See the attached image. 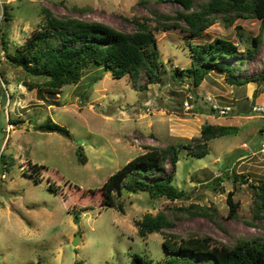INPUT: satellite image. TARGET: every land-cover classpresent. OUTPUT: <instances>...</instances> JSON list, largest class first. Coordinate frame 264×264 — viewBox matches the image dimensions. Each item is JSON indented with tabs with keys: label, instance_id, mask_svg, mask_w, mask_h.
Instances as JSON below:
<instances>
[{
	"label": "rangeland",
	"instance_id": "obj_1",
	"mask_svg": "<svg viewBox=\"0 0 264 264\" xmlns=\"http://www.w3.org/2000/svg\"><path fill=\"white\" fill-rule=\"evenodd\" d=\"M3 3L12 16L11 50L41 25L43 7L57 16L102 20L126 30L134 28V18L154 23L153 10L173 13L180 8L174 0H0V17ZM258 33L261 40L248 54L245 48ZM217 35L232 39L241 51L230 58L237 66L232 76L256 80L228 83L225 72L217 68L197 84L192 76L172 75L176 64L191 65L189 41ZM156 38L160 80L143 85L147 75L141 74L133 86L127 74L114 77L107 68L89 67L77 83L63 85L60 92L43 88L42 97L36 83L44 77L9 63L0 50V77L5 79L0 152L13 160L9 170L0 160V264H128L134 251L150 256L154 264L166 250L162 232L138 233L135 219L145 212L163 211L172 220L163 229L177 237L207 233L229 243L236 235H264V216H252L250 186L264 177L260 19L237 17L226 22L218 14L199 35L177 27L158 31ZM26 82L35 86L29 88ZM47 116L65 125L71 136L36 129ZM207 122L233 124L237 130L209 139L208 152L201 157L179 148L172 183L185 190L183 197H151L145 190L123 187L124 212L102 203L101 184L124 162L151 146L189 142ZM33 163L39 167H31ZM170 169L167 160L162 173L147 178L157 179ZM230 190L238 201L235 217L227 215ZM191 204L210 205L211 215L190 212L197 209L185 208ZM76 234L79 239L72 244ZM194 262L210 264V257L197 256Z\"/></svg>",
	"mask_w": 264,
	"mask_h": 264
},
{
	"label": "trees",
	"instance_id": "obj_2",
	"mask_svg": "<svg viewBox=\"0 0 264 264\" xmlns=\"http://www.w3.org/2000/svg\"><path fill=\"white\" fill-rule=\"evenodd\" d=\"M174 1L180 8L175 9L173 13L153 10L154 23L147 19L134 18V28L131 30L120 29L97 19L57 16L50 9L43 7L44 20L41 25L12 50L9 49V25L12 16L7 4L3 3L0 17V50H3L9 63L20 66L29 74L44 77L42 83H36V92L42 97L43 88L51 93L60 92L63 85L77 83L89 67L107 68L114 77L127 74L133 86L141 74L147 75L143 85L160 80L162 60L156 38L158 31L181 27L193 36L199 35L215 21L218 14H221L226 22H233L237 17H256L260 19L261 30L264 29V0ZM260 40V33L252 36L245 51L252 54ZM188 50L191 65L185 67L176 64L172 73L175 78L182 75L192 76L193 82L197 84L211 69L217 68L225 72V80L228 83L243 84L256 80L253 76H232L237 66L231 63L230 58L241 53L238 43L232 39L217 35L210 40L189 41ZM238 59L243 60L242 57ZM206 62L207 64H204ZM4 81L5 79L0 77L2 96ZM26 84L29 88L35 86L31 82ZM35 128L71 136L65 125L50 116L35 124ZM235 130L237 127L233 124L207 122L201 125L200 135L193 137L189 142L151 146L134 155L101 184L99 193L102 194V203L124 212L121 199L123 187L132 192L145 190L151 197L165 196L172 200L183 197L185 190L172 183L179 148L186 147L189 153L201 157L208 152L209 139ZM77 152L79 160L83 161L84 156L80 148ZM0 160L6 163V170L13 164V160L6 158L1 152ZM167 160L171 164L167 173L154 180L147 178L153 173H162ZM30 166L38 168L39 164L33 163ZM250 186L252 216L263 217L264 177ZM226 199L229 207L227 215L235 217L238 201L233 199L231 190L227 192ZM190 206L197 209L189 210ZM185 208L192 213L207 215H211L210 211L213 210L210 205L200 204H191ZM135 224L142 236L154 231L163 233L162 244L166 255L155 260L154 264H195L194 257L201 255L210 257V264H264V235H236L229 243L216 240L207 233L191 232L187 236L177 237L175 233L163 229L172 225V220L163 211L145 212L135 219ZM182 251H188L189 254L181 255ZM152 260L150 256L134 251L128 264H150Z\"/></svg>",
	"mask_w": 264,
	"mask_h": 264
},
{
	"label": "water",
	"instance_id": "obj_3",
	"mask_svg": "<svg viewBox=\"0 0 264 264\" xmlns=\"http://www.w3.org/2000/svg\"><path fill=\"white\" fill-rule=\"evenodd\" d=\"M78 239H79V235L78 234L74 235L73 238H72V241H71L72 244H76Z\"/></svg>",
	"mask_w": 264,
	"mask_h": 264
},
{
	"label": "built area",
	"instance_id": "obj_4",
	"mask_svg": "<svg viewBox=\"0 0 264 264\" xmlns=\"http://www.w3.org/2000/svg\"><path fill=\"white\" fill-rule=\"evenodd\" d=\"M256 108H257V106H256ZM258 108H260V106ZM261 109H262V107H261Z\"/></svg>",
	"mask_w": 264,
	"mask_h": 264
}]
</instances>
